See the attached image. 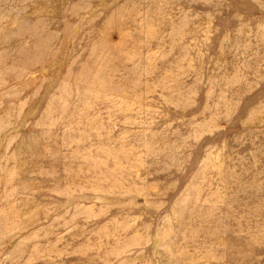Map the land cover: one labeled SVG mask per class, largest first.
<instances>
[{
    "label": "rangeland",
    "instance_id": "374dc122",
    "mask_svg": "<svg viewBox=\"0 0 264 264\" xmlns=\"http://www.w3.org/2000/svg\"><path fill=\"white\" fill-rule=\"evenodd\" d=\"M0 264H264V0H0Z\"/></svg>",
    "mask_w": 264,
    "mask_h": 264
}]
</instances>
